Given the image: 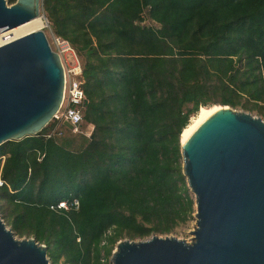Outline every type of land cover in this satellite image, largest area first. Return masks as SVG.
Here are the masks:
<instances>
[{"label":"trees","instance_id":"1","mask_svg":"<svg viewBox=\"0 0 264 264\" xmlns=\"http://www.w3.org/2000/svg\"><path fill=\"white\" fill-rule=\"evenodd\" d=\"M42 7L79 59L80 109L93 129L64 136L50 121L0 144V214L15 236L44 244L51 264H109L118 240L167 235L193 219L179 140L201 107L264 118V0ZM51 129L62 135L47 137ZM73 198L77 210L51 209Z\"/></svg>","mask_w":264,"mask_h":264},{"label":"water","instance_id":"2","mask_svg":"<svg viewBox=\"0 0 264 264\" xmlns=\"http://www.w3.org/2000/svg\"><path fill=\"white\" fill-rule=\"evenodd\" d=\"M39 13L40 0H0V32ZM63 89L60 55L42 30L1 45L0 144L39 133L59 110ZM218 105L179 140L182 173L194 196L192 240L168 234L121 239L111 264H264V120ZM0 264L51 263L44 244L17 238L0 214Z\"/></svg>","mask_w":264,"mask_h":264},{"label":"built area","instance_id":"3","mask_svg":"<svg viewBox=\"0 0 264 264\" xmlns=\"http://www.w3.org/2000/svg\"><path fill=\"white\" fill-rule=\"evenodd\" d=\"M40 14V13H39ZM43 20L46 21L44 14L41 15ZM58 43L63 42L60 38L56 39ZM85 93L81 87V67L79 63L73 64L68 69L64 68V89L62 101L59 107V110L54 115L51 121L61 123L65 126V123H69L71 128H68L73 134H83L87 137L91 134L93 129L92 125L90 126L89 132H83L81 125L84 123L80 106L85 100ZM52 135L61 136V130L51 129L46 136L50 137ZM3 184V181L0 178V185ZM79 206V201L76 198L72 200H61L55 205H51L53 210H77Z\"/></svg>","mask_w":264,"mask_h":264},{"label":"rangeland","instance_id":"4","mask_svg":"<svg viewBox=\"0 0 264 264\" xmlns=\"http://www.w3.org/2000/svg\"><path fill=\"white\" fill-rule=\"evenodd\" d=\"M44 14L45 18H46V21H47V24H46V21H45V25L43 28H41L40 30H42L48 40V43L50 45V47L52 48V50L56 51L59 53L60 55V58H61V62H62V65L65 69H68L69 67H71L73 64H75L76 62H78V57L77 55L75 54V51L70 48L69 44L66 42V44L68 45L69 47V50L67 52L63 51V48L60 46V44L58 43V41L56 40L57 38L59 37H56L50 27H49V23H48V20H47V17H46V14H45V11L42 7V0H40V14L39 15H42ZM65 42V41H63ZM78 59V60H77ZM214 105V104H213ZM218 105V104H217ZM236 110L240 111L242 109L240 108H236ZM251 113L252 115L254 116H258V117H261L260 115H258L255 111L253 112H249ZM262 118V117H261ZM264 120V118H262ZM90 124H87V123H83L81 125V129L83 132H89L90 131ZM65 128H63V135H69V136H73V135H79V134H73L66 126H64ZM83 135V134H82ZM190 194L191 196H193V193L190 191ZM194 197V196H193ZM194 225H195V218L193 216V219L189 221L188 224L184 225V226H181V227H178L173 233H170L168 235H173L179 239H183L187 242H190L193 238V235H192V229L194 228ZM17 237V236H16ZM18 238V237H17ZM122 239H125V238H122ZM121 240V239H120ZM116 245V243H115ZM115 245L113 246L112 248V251L111 253L115 250ZM111 256V255H110ZM110 256L108 258L109 260V264H111L110 262Z\"/></svg>","mask_w":264,"mask_h":264},{"label":"bare ground","instance_id":"5","mask_svg":"<svg viewBox=\"0 0 264 264\" xmlns=\"http://www.w3.org/2000/svg\"><path fill=\"white\" fill-rule=\"evenodd\" d=\"M44 25L45 21L43 20V17L41 15H38L27 22L19 24L13 28L4 30L0 32V46L28 32L41 29L44 27ZM59 44L63 48V51L67 52L69 50V47L66 45L65 42H60ZM219 109V105L201 107L196 113V115L190 118L188 125L182 130V133L180 135L181 141H184V139L201 121H203Z\"/></svg>","mask_w":264,"mask_h":264}]
</instances>
